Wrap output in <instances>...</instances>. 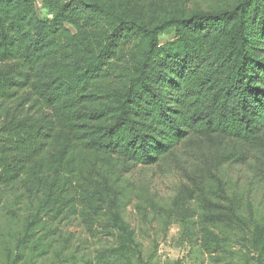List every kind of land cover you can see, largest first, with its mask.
<instances>
[{
  "label": "trees",
  "instance_id": "obj_1",
  "mask_svg": "<svg viewBox=\"0 0 264 264\" xmlns=\"http://www.w3.org/2000/svg\"><path fill=\"white\" fill-rule=\"evenodd\" d=\"M261 132L264 0L204 13L185 0H0V206L18 188L37 202L22 232L0 241V264L53 254L63 264L65 247L46 243L72 220L109 243L76 264H135V231L104 170L164 168L188 141ZM212 212L207 221L226 219L262 263L264 227L240 208ZM209 228L201 248L220 253Z\"/></svg>",
  "mask_w": 264,
  "mask_h": 264
},
{
  "label": "rangeland",
  "instance_id": "obj_2",
  "mask_svg": "<svg viewBox=\"0 0 264 264\" xmlns=\"http://www.w3.org/2000/svg\"><path fill=\"white\" fill-rule=\"evenodd\" d=\"M185 2L190 12L204 13L222 9L229 0ZM175 37L174 31L162 35L160 45ZM104 174L110 178L121 215L135 231L139 244L135 264H264V259L260 263L257 256L248 253L249 238L235 236V226L226 219L213 225L207 221L210 210L226 215L240 208L246 224L264 227V132L251 143L194 139L178 147L174 161L164 168L119 164ZM36 206L35 198H26L24 190L15 189L0 206V241L5 237L6 244L12 235L22 232ZM84 227V223L72 220L62 225L61 236L48 238L46 244H52L54 253L65 247L63 264L89 259L109 244L104 237L92 238ZM207 228L214 230L213 237L224 245L220 253L202 250L201 240L209 236ZM72 232L74 237L69 239ZM8 249L10 243L3 253ZM138 251L143 261L137 259ZM54 255L41 264H55ZM72 255L76 258L71 259ZM124 263L119 259L116 264Z\"/></svg>",
  "mask_w": 264,
  "mask_h": 264
}]
</instances>
